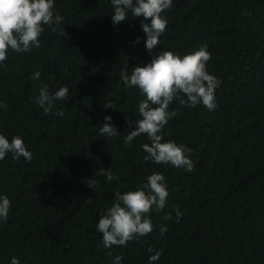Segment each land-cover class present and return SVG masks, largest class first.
Instances as JSON below:
<instances>
[{
    "label": "trees",
    "instance_id": "trees-1",
    "mask_svg": "<svg viewBox=\"0 0 264 264\" xmlns=\"http://www.w3.org/2000/svg\"><path fill=\"white\" fill-rule=\"evenodd\" d=\"M54 11L64 19L55 30L44 26L40 46L9 50L0 67V132L22 136L32 152L31 161L11 154L0 161V192L11 201L0 221V264L12 256L20 264H110L116 255L121 264H149L150 246L161 251L152 264H264V0H173L162 13L157 48L183 54L206 45V68L220 80L213 110L169 106L177 115L164 139L191 148V171L145 161L146 135L122 140L140 96L119 73L151 58L143 17L114 25L110 0H55ZM44 84L69 90L48 114L34 102ZM105 115L117 136L99 133ZM152 171L163 173L169 191L164 209L148 213L152 231L104 248L100 210Z\"/></svg>",
    "mask_w": 264,
    "mask_h": 264
},
{
    "label": "clouds",
    "instance_id": "clouds-1",
    "mask_svg": "<svg viewBox=\"0 0 264 264\" xmlns=\"http://www.w3.org/2000/svg\"><path fill=\"white\" fill-rule=\"evenodd\" d=\"M112 5L111 21L119 24L127 17H143L141 29L145 34L144 47L150 55L145 63L133 65L131 71L121 69L119 79L126 88H135L140 98L137 102V118L127 120L131 126L123 136L124 145H131L134 138L146 135L149 142L142 143L141 149L145 152L143 159L156 164H170L185 171H191L193 161L188 155L191 152L186 144L178 143L173 139H164L162 129L167 122L177 115L175 108L170 104L176 101L181 106L195 107L203 105L209 111L216 107L215 90L220 80L210 73L206 64L210 59V52L206 45H201L183 54L160 47V36L165 31L167 18L162 13L171 8L173 0H110ZM55 0H0V67L8 57L9 50L16 53L29 52L40 46L39 36L45 31V25L55 30L64 17L54 11ZM139 40V37H137ZM153 49H156L153 54ZM40 71L30 74V78L38 80ZM68 87L60 86L54 91L48 90V85L40 87L38 95L34 97L35 104L48 114L53 111L57 101L68 98ZM5 104L0 100V108ZM104 107H115L105 103ZM63 116V111L55 113ZM104 122L99 133L106 137H115L119 131L111 123V115L103 117ZM7 154L13 159L21 156L31 161L32 152L26 146L22 136L13 134L9 138L0 132V161ZM106 180L111 181L114 175L111 169H99ZM90 187L95 188L93 182ZM169 197L166 178L160 171H152L144 182L136 187L114 193L110 206L102 208L96 223V230L101 233L104 248L113 245H126L128 241L139 239L152 231L150 211L160 212L164 209ZM11 201L0 192V221L8 219ZM179 219L183 213L175 209ZM165 216V219H168ZM166 226H161L163 234ZM149 264L161 256L159 249L149 247ZM122 256L116 255L110 264H121ZM10 264H20L16 256L10 258Z\"/></svg>",
    "mask_w": 264,
    "mask_h": 264
}]
</instances>
